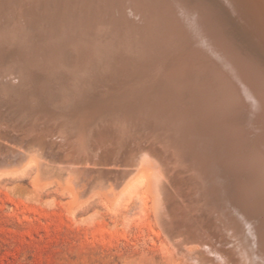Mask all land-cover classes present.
<instances>
[{
    "label": "bare ground",
    "instance_id": "bare-ground-1",
    "mask_svg": "<svg viewBox=\"0 0 264 264\" xmlns=\"http://www.w3.org/2000/svg\"><path fill=\"white\" fill-rule=\"evenodd\" d=\"M242 1L0 0V129L29 138L16 170L50 172L71 205L147 199L183 264H264V31L244 33L252 54L219 10L252 26Z\"/></svg>",
    "mask_w": 264,
    "mask_h": 264
},
{
    "label": "rangeland",
    "instance_id": "rangeland-1",
    "mask_svg": "<svg viewBox=\"0 0 264 264\" xmlns=\"http://www.w3.org/2000/svg\"><path fill=\"white\" fill-rule=\"evenodd\" d=\"M212 3L217 8L223 6L220 0ZM242 6H247L244 10L248 14L253 10L258 18L253 27L238 25L235 13L224 12L223 7L219 10L228 33L241 40L245 50L256 54L243 37L256 28L264 31V0H243ZM2 129L0 140L12 145L3 146L2 151L0 148V264H183L162 250L147 199L132 196L111 207L98 195L86 199L88 194H83L71 205L70 190L51 184L46 179L50 172L42 169L44 178L36 185L33 168L16 170L15 163L25 155L24 144L29 138L20 130L13 133ZM44 142L39 162L42 168L56 166L57 149L51 148L47 139ZM95 173L94 169L87 171L76 182L77 187L82 190L95 179ZM105 175L109 182H116L121 172L114 168Z\"/></svg>",
    "mask_w": 264,
    "mask_h": 264
}]
</instances>
